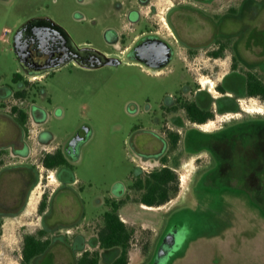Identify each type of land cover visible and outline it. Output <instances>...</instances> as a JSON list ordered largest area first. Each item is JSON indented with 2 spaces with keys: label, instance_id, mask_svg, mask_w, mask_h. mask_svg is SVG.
Segmentation results:
<instances>
[{
  "label": "rangeland",
  "instance_id": "rangeland-1",
  "mask_svg": "<svg viewBox=\"0 0 264 264\" xmlns=\"http://www.w3.org/2000/svg\"><path fill=\"white\" fill-rule=\"evenodd\" d=\"M152 1L164 12L171 6L170 0ZM230 1L234 0L224 1L226 10L232 6ZM236 1L240 54L235 63L230 56L218 62L207 57L197 61L196 67L209 73L198 75L195 88L206 93L213 118L204 125L176 128L181 139L166 157L167 165L178 175L180 192L164 206L140 204L142 193L134 190L133 184L163 168L162 160L142 158L154 151V133L166 136L165 128L148 120L155 113L154 106L146 105L142 98L145 93L157 96L169 82L150 79L138 67L126 65L90 72L68 66L41 83L37 76L43 94L38 103L47 118L42 126H30L32 156L12 161L39 166L42 183L32 193L26 212L1 224L0 264H21L25 236L43 229L48 231L51 245L34 264H76L85 250L98 249L97 233L110 210L108 200L125 201L121 217L135 229L129 264H210L216 247L241 252L234 257L238 264H264V249H260L264 248V211L256 201L261 196L255 186H231L226 181L238 172L235 165L239 161L242 173L254 172L247 165L250 158H245L253 154L250 144L236 145L233 128L264 124V101L242 95L246 72L264 78V0ZM113 2L0 0V85L15 86L13 77L20 67L11 41L12 31L21 24L50 18L77 45L90 43L105 50V14ZM43 129L51 136L49 144L37 142L36 135ZM56 148L67 156L73 183L63 181L68 179L67 173L60 178L58 170L42 168L41 154ZM261 150L264 155V147ZM215 157L231 174L221 178L213 173ZM138 164L143 168L134 177ZM44 193L51 213L46 220L38 212ZM179 247L189 250L174 256ZM114 252L101 251V263L111 262Z\"/></svg>",
  "mask_w": 264,
  "mask_h": 264
},
{
  "label": "flooded vegetation",
  "instance_id": "flooded-vegetation-1",
  "mask_svg": "<svg viewBox=\"0 0 264 264\" xmlns=\"http://www.w3.org/2000/svg\"><path fill=\"white\" fill-rule=\"evenodd\" d=\"M170 1L171 6L164 12L152 0H114L105 14V50L90 43L77 45L65 29L50 18L24 22L12 31V50L20 69L13 77L15 86L0 85V237L1 224L6 219L22 216L32 193L42 183L39 166L12 161L32 156L30 126L33 123L42 126L47 118L38 103L43 94L39 91L37 76H41V83L68 66L90 72L126 65L138 67L150 79L168 81L169 87L164 85L157 96L145 93L142 98L146 105L154 106L155 113L149 115L148 120L165 128L166 135L163 137L154 133V151L142 155V158L162 160L163 168H171L167 165V153L175 150L181 139V132L176 128L207 123L203 120L205 113L209 112V103L205 102L207 95L202 88H195V80L198 75L209 71L204 67L197 68V61L207 57L218 62L230 56L235 63L240 54L241 36L238 2L230 1L232 6L226 10L225 0ZM108 59L115 63L107 64ZM195 107L205 113L194 118L192 112ZM193 133V130L189 132L190 142L193 141ZM36 138L38 143H51V136L44 129L37 133ZM59 151L67 159L61 149L56 148L52 153L47 151L41 154L42 168L46 171L58 170L60 178L67 173L68 179L63 181L73 183L74 175H69L71 168L61 166L49 169L45 166V159ZM253 154L247 158H254L255 152ZM215 160L216 169L221 170L222 161L217 157ZM237 166L238 172L226 180L227 184L255 186L253 189L264 186V180L257 172L242 173L241 163ZM142 168L137 165L134 177L141 174ZM263 172L264 166L260 173ZM248 180L256 182L249 183ZM43 202H46L45 193L39 202L38 212L46 220L51 213L47 211L48 206L41 211ZM178 249L174 256L185 255L189 247ZM224 250L214 248L210 264H238L234 257L241 252Z\"/></svg>",
  "mask_w": 264,
  "mask_h": 264
},
{
  "label": "trees",
  "instance_id": "trees-1",
  "mask_svg": "<svg viewBox=\"0 0 264 264\" xmlns=\"http://www.w3.org/2000/svg\"><path fill=\"white\" fill-rule=\"evenodd\" d=\"M220 90L225 93L223 88H220ZM242 95L249 98H259L264 101V78H261L254 71L246 72L244 76V92ZM203 113L205 112L195 107L192 115L196 118ZM212 118L213 114L209 111L205 113L203 120L209 121ZM233 129L237 137L236 145L238 142L243 143L245 147L250 144V149H252L253 153L255 152L254 158H248L249 162L247 165H249L250 170L257 172L256 174L261 180H264V172L262 174L260 173L262 166H264V155H261V148L264 147V124L252 123L243 126L239 125ZM214 145L211 149L212 152L216 153ZM253 155L254 154H252V156ZM239 163L241 162L239 161ZM45 166L49 169H55L61 166L72 169L68 160L60 151L57 154L49 155V157L45 159ZM236 166L237 164L235 167ZM213 173L216 176L219 175V177L224 178L226 174L230 172L226 171L225 173L223 169H216ZM241 181H243V179ZM133 189L142 193L141 198L138 200L140 204L149 207H161L179 195V178L172 168L165 167L150 173L146 176L144 181L139 180L138 183L133 186ZM249 191L254 194L253 189ZM257 191L259 192V197H261L260 199L257 198L256 201L264 211V186H258ZM124 204L125 201H107L110 210L104 214L103 226L97 233L98 249L95 251H85L78 258L76 264H102L101 251L115 249L117 251L116 257L107 264L130 263V251L133 244L135 229L130 227L121 218L120 211ZM46 208L47 204L43 202L41 211H45ZM50 245L51 241L47 230H40L34 235H27L23 241L21 264H34L40 257L47 253Z\"/></svg>",
  "mask_w": 264,
  "mask_h": 264
},
{
  "label": "water",
  "instance_id": "water-1",
  "mask_svg": "<svg viewBox=\"0 0 264 264\" xmlns=\"http://www.w3.org/2000/svg\"><path fill=\"white\" fill-rule=\"evenodd\" d=\"M106 63L107 64H114L115 62L113 60L108 59Z\"/></svg>",
  "mask_w": 264,
  "mask_h": 264
},
{
  "label": "crops",
  "instance_id": "crops-1",
  "mask_svg": "<svg viewBox=\"0 0 264 264\" xmlns=\"http://www.w3.org/2000/svg\"><path fill=\"white\" fill-rule=\"evenodd\" d=\"M120 215H121V214H120ZM121 218H122V217H121ZM122 220H123V219H122ZM103 251H105V250H103ZM106 251H108V250H106ZM110 251H115L114 254H115V257H116V255H117V251H116V249H115V250H110ZM115 257H114V258H115Z\"/></svg>",
  "mask_w": 264,
  "mask_h": 264
}]
</instances>
